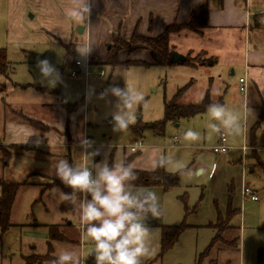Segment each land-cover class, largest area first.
I'll use <instances>...</instances> for the list:
<instances>
[{
    "label": "rangeland",
    "instance_id": "1",
    "mask_svg": "<svg viewBox=\"0 0 264 264\" xmlns=\"http://www.w3.org/2000/svg\"><path fill=\"white\" fill-rule=\"evenodd\" d=\"M53 40L30 11L20 13L10 7L8 0H0V49L4 50L9 63L8 80L0 77V87L6 88V92L0 93V132L10 115L6 103L20 112H13L14 120L26 123L25 119L30 117L39 122H56L54 131L58 135L63 132L57 139L62 145L53 148L54 152L48 150L49 155L19 154L7 167L0 162V173H5L2 175L5 180L26 184L18 188L12 206L9 223L14 227L5 232L0 230V264H25L24 259L32 255L38 259L36 264H51L62 249L75 251L82 264H94V257L88 254L91 242L81 233L76 202L72 201L73 213L59 210L62 199L58 192L53 194L50 190L58 188L56 185L60 181L48 171L50 163L60 158L70 163L82 162V139L90 143L85 150L99 153L94 162L105 158L116 162L133 156L130 164L134 170L149 171L165 160V172L179 173L178 185L165 192L156 188L157 195L166 215L164 224L176 226L184 222L189 228L161 260H155L159 251V231L150 229L156 231L157 237L151 233L150 254L142 264H256L258 251L264 252V120L258 118L257 108L251 107L248 101L245 115L242 95L234 91L232 85L226 90L224 105L238 114L240 131L237 134L223 131L231 151L214 154L211 150L218 145L217 134L206 127L207 110L193 118L167 122L163 134L144 128L146 124L163 120L164 98L171 99L190 79L195 83L191 89H186L182 100L184 103L199 102L207 89L203 72L192 75L183 65L166 68L105 64L100 68L90 67L86 75L73 78L70 67L61 72L64 51L62 45ZM202 56L203 53L189 55L193 61ZM40 57L47 59L58 71L60 79L55 87L39 81ZM101 71L103 77L99 76ZM229 73L228 69L224 71L225 78ZM239 76L236 71L228 78L236 81ZM126 87L132 88L142 99L131 109L134 119L127 128L115 130L111 113L117 100L110 90ZM66 104L77 106L68 113ZM136 125L143 127L141 132L132 130ZM30 127L38 132L40 128L43 132L50 131L45 125ZM187 128L199 131V140L185 139L181 133ZM174 138H177L175 144ZM134 141L142 142L143 147L139 153L131 154L129 148ZM71 143L73 145H68ZM242 145L249 147L243 163L239 151ZM2 146L7 152L12 150L10 146ZM212 167L213 177L209 176ZM31 172L36 173L29 174ZM242 181L254 191L257 201L242 200ZM229 204L235 215L229 219L233 230L226 239L231 241L238 237L237 246L226 247L220 242L204 255L216 233L213 227L217 211L224 216ZM58 224L63 225L60 230L66 238L78 244L52 243V249L48 250V227Z\"/></svg>",
    "mask_w": 264,
    "mask_h": 264
},
{
    "label": "crops",
    "instance_id": "2",
    "mask_svg": "<svg viewBox=\"0 0 264 264\" xmlns=\"http://www.w3.org/2000/svg\"><path fill=\"white\" fill-rule=\"evenodd\" d=\"M8 1L10 7L14 10L18 9L20 13L30 11L43 31L58 41L62 47L66 44L73 45L74 56L69 67L71 71L76 70L77 75H86L90 67L100 68L105 65L107 51L115 34H119L125 40H128L134 31L140 36L156 37L171 24L185 25L189 23L192 13L197 14L201 8H205L208 12V27L199 35L187 30L171 34L169 37L170 47L173 52L184 57L192 53H203L205 57H215L217 63L213 67H188L192 75L197 72L205 74L207 82L205 94L209 93L213 103L224 104L223 97L226 90L232 85L233 90L242 95L241 105L245 115L249 109L248 101H250L251 107L257 108L259 118L260 107L264 105V0H88L90 11L84 20L69 16V12L77 8L79 0ZM256 23L258 26L255 25ZM84 52L88 53L81 55ZM118 58L120 63L142 61L151 64L150 51L142 47L121 50ZM76 62L80 64L76 66ZM226 69L230 71L228 77H233L237 71L240 75L238 79L243 77L246 79L247 90L245 93L239 91L238 79L235 81L228 77L225 78L224 71ZM189 83V89H191L195 80L190 79ZM4 92H6V88H4ZM185 96L186 93L180 101L182 104H189L182 100ZM5 107L10 115L7 118L8 122L0 132L3 136L0 139V144L16 148L10 151L11 158L5 167L9 166L10 161L16 155L24 153L49 155L48 150L54 152L53 148L62 145L63 142L59 143L57 139L62 136L63 132H59L60 135H58L54 131L56 122L38 121L50 128V131L41 133L28 126L27 122L22 123L14 120L12 116H15L13 112L17 111L16 108L12 109L11 105L7 103ZM57 112L59 115L58 109ZM252 132H254V128ZM68 145H73V143ZM42 146L46 148V151L41 150ZM229 151H231L230 147L226 153ZM155 167L149 171H153ZM213 167L209 176L215 174V172L212 173ZM196 171L198 174L200 173L199 170ZM3 174L5 173H0V177ZM156 188L159 187L150 189L157 193ZM160 210L158 217L149 218L147 222L150 229L159 231V236L160 226H172V224H164L166 215L161 207ZM80 229H82L81 224ZM155 232L151 231L154 238L157 237ZM158 252L155 255V260H157Z\"/></svg>",
    "mask_w": 264,
    "mask_h": 264
},
{
    "label": "clouds",
    "instance_id": "3",
    "mask_svg": "<svg viewBox=\"0 0 264 264\" xmlns=\"http://www.w3.org/2000/svg\"><path fill=\"white\" fill-rule=\"evenodd\" d=\"M89 11L88 0H79L69 16L84 20ZM37 69L39 81L46 86L55 87L59 82L58 71L47 59L39 60ZM110 91L117 100L111 113L113 129H125L134 119L131 109L142 97L129 87ZM207 115L206 127L211 133L228 131L237 134L240 131L238 114L222 103L209 104ZM181 135L191 141L200 138V132L192 128H187ZM80 144L83 149L90 147L84 139ZM97 155L96 151L84 150L80 163H70L66 158L51 162L49 174L71 191L63 192L58 188L50 191L58 192L62 201L76 202L82 236L91 242L88 254L94 257V264H142L150 254L151 230L147 222L160 215L159 197L152 189L134 183L137 175L131 164L124 160L110 162L107 158L94 162ZM51 264L82 262L75 251L62 249Z\"/></svg>",
    "mask_w": 264,
    "mask_h": 264
},
{
    "label": "trees",
    "instance_id": "4",
    "mask_svg": "<svg viewBox=\"0 0 264 264\" xmlns=\"http://www.w3.org/2000/svg\"><path fill=\"white\" fill-rule=\"evenodd\" d=\"M258 26V24H255ZM208 27V12L205 8H201L197 14L192 13L190 16L189 23L185 25H177L171 24L165 27L164 31L156 36V37H149V36H140L136 31H134L131 37L126 41L123 39L119 34H115L112 37V43L109 46V50L107 51V59L106 65L111 67H115L118 65H126V66H161V67H170V66H187L190 68L196 67H213L217 63V59L215 57H205L203 54L202 57H198L196 60H192L189 56L185 57L184 62H180L177 64L170 63V57L173 50L170 47L169 37L171 34L178 33L183 30H187L194 34H201V32ZM64 47V57L63 63L60 70L62 71L65 68H68L71 65L73 56H74V47L72 44L63 45ZM137 47L146 48L151 53V64H147L142 61H126L125 63H120L118 54L121 50H129L135 49ZM8 69L9 63L6 60V55L3 49H0V77L8 79ZM190 86V83L185 85L184 87L178 89L174 96L166 100L164 98L163 102V109H164V116L163 120L155 123H149L144 126L145 129L150 130L157 134H163L164 126L167 122H176L180 119H189L193 118L198 115H202L206 110L207 106L213 103L209 98V93L207 92L204 97L198 103H189V104H182L180 103V99L184 95L186 89ZM4 92V87H0V93ZM63 105V104H62ZM64 106V105H63ZM77 105H65L67 107V112L70 113ZM259 119H264V105L260 107V114ZM25 122L30 124V126L41 127V123L35 121L33 119L26 118ZM41 132L44 129L40 128ZM143 129L142 126L136 125L132 128L135 133L141 132ZM46 132V131H44ZM10 149H14V147H10ZM11 158L10 152L3 149V146L0 144V162L3 166L8 164V161ZM132 157L124 158L126 163H131ZM136 172L137 178L134 183L141 187H159L164 192L174 188L178 185L179 182V173H167L164 170L163 164L159 162L156 164V167L153 171H139L134 170ZM21 185H26L16 183L13 181L4 180L0 177V230L1 232L7 231L9 228L14 227L9 223L10 215L12 206L15 201L16 193L18 188ZM60 191L69 192L71 191L69 188L65 187L60 182L56 185ZM230 199V198H229ZM74 205L72 201H61L59 210L62 213H73L74 212ZM226 213L223 214L218 210L216 223L214 229H216V233L211 241L209 249L205 250L203 253L204 255L207 254L210 249L215 244L223 243L222 245L227 246H237L238 237H234L231 241H227L226 235L229 236V233L233 230L232 227L229 226V219L235 215V211L232 210L231 205L229 204L226 208ZM187 215V211L185 212V217ZM63 225H50L48 227V250H51L52 243H64V244H78V242H74L62 233L60 228ZM188 228V226L182 222L176 226H160V239H159V252L156 259H161L164 254L170 251L173 246L178 241L181 234ZM226 246V247H227ZM51 248V249H50ZM202 254V255H203ZM201 255V257H202ZM203 255V256H204ZM38 259H36L35 255L28 256L24 259L25 264H36ZM256 264H264V252L258 251L257 253V263Z\"/></svg>",
    "mask_w": 264,
    "mask_h": 264
},
{
    "label": "built area",
    "instance_id": "5",
    "mask_svg": "<svg viewBox=\"0 0 264 264\" xmlns=\"http://www.w3.org/2000/svg\"><path fill=\"white\" fill-rule=\"evenodd\" d=\"M79 64H80L79 62L75 63L76 66H78ZM70 76L73 77V78L76 77L77 76L76 70H72L71 73H70ZM99 76L100 77L103 76V72L102 71L99 73ZM246 84H247L246 83V79L244 77L238 79V85H239V91L240 92H242V93L246 92V90H247V85ZM216 140H217L218 145L215 146L211 151L214 154H224V153H226L229 150V147L227 146V137H226V135L224 133L218 134ZM173 142L175 144L177 142V138H174ZM142 147H143L142 142L134 141L133 144L130 146L129 151H130L131 154H136V153L140 152ZM248 149H249V147H247L246 145H242L241 148H240V151L242 153V158H241L242 163L245 160V155L247 154ZM83 150H85V149H83ZM242 171L244 173V170H242ZM240 195H241V198H242L243 201H246V200H250V201H253V202L257 201V197H256L254 191H252L247 185L243 184V181H242L241 188H240Z\"/></svg>",
    "mask_w": 264,
    "mask_h": 264
},
{
    "label": "water",
    "instance_id": "6",
    "mask_svg": "<svg viewBox=\"0 0 264 264\" xmlns=\"http://www.w3.org/2000/svg\"><path fill=\"white\" fill-rule=\"evenodd\" d=\"M185 61V57L176 53V52H172L171 57H170V63L171 64H177L180 62H184Z\"/></svg>",
    "mask_w": 264,
    "mask_h": 264
}]
</instances>
